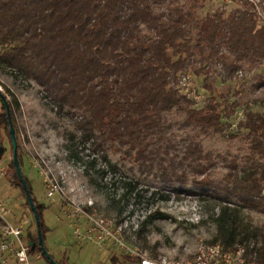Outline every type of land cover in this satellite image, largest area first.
Wrapping results in <instances>:
<instances>
[{
    "label": "trees",
    "instance_id": "1",
    "mask_svg": "<svg viewBox=\"0 0 264 264\" xmlns=\"http://www.w3.org/2000/svg\"><path fill=\"white\" fill-rule=\"evenodd\" d=\"M205 1L0 0V66L33 80L58 113L73 119L76 146L117 144L140 169L150 172L156 164L153 173L159 181L201 187L218 202L216 234L208 243L224 249L242 244L246 261L264 264V225L243 215V210L264 215V114L246 108L237 124L248 142L246 161L242 166L232 161L217 180L209 173L189 176V169L201 173V160L210 159L197 141L171 155L166 144L155 145L165 136V114L172 109L183 111L184 126L205 131L222 132L231 121L237 102L211 96L196 106L178 91V78L190 66L196 74H206L219 65L223 77L232 78L243 63L264 62V22L254 0H238L240 5L228 11L203 12ZM3 109L0 128L12 150ZM9 114L13 125L10 106ZM0 145L1 156L5 146ZM17 161L20 170V153ZM9 167L11 181L30 209L12 157ZM21 175L31 197L29 180ZM124 185L119 201L133 189L130 181ZM31 199L42 236L43 205ZM153 216L148 214L140 227ZM31 240L35 244L28 245L29 253L37 247V236ZM129 262L138 259L112 254L108 264Z\"/></svg>",
    "mask_w": 264,
    "mask_h": 264
},
{
    "label": "rangeland",
    "instance_id": "2",
    "mask_svg": "<svg viewBox=\"0 0 264 264\" xmlns=\"http://www.w3.org/2000/svg\"><path fill=\"white\" fill-rule=\"evenodd\" d=\"M254 2L264 22V0ZM239 5L238 0H206L203 12L216 8L228 11ZM181 75L189 76V88L201 96L200 103L192 99L196 106L204 105L212 96L227 104L237 102L235 111L242 114L246 108L264 114L263 61L243 63L232 78H224L219 65L211 66L206 74H196L190 66ZM0 93L6 98L8 108L11 107L16 153L23 158L21 173L29 180L31 197L43 205L42 246L54 261L108 264L112 254H124V248L112 241L98 246L84 238L88 223L83 217L85 214L103 217L118 230L117 237L124 244L135 246L143 255L155 259L188 256L198 243L208 242L216 234L214 217L218 202L201 187L159 181L153 173L156 164L150 172L140 169L137 162L122 154L124 147L117 144L106 142L104 149H96L89 143L76 146L79 133L73 127V119L58 113L49 100L43 98L41 87L33 80L16 77L14 71L3 66H0ZM1 111L4 109L0 100ZM182 118V110L172 109L166 113L165 136L157 139L155 145L166 144L171 155L180 152L190 140L197 141L210 159L201 160L205 165L201 173L189 169V176L209 173L217 180L232 161L238 166L244 165L248 142L242 130L232 126L231 121L224 131L212 132L184 126ZM73 135L75 138L71 140L69 136ZM0 141L5 146L1 160L4 173L0 174V199L11 211L7 214L9 221L15 217L30 219L23 233L24 240L28 241L30 236H37V224L20 187L9 176L12 150L3 128H0ZM110 163L115 165L114 168ZM46 177L55 180L59 186L58 192L51 197L46 195ZM128 181L133 189L119 201L125 190L124 183ZM150 213L154 216L140 227ZM243 215L253 224L264 225V215L259 212L243 210ZM39 247L37 244L29 253L31 263L49 264Z\"/></svg>",
    "mask_w": 264,
    "mask_h": 264
},
{
    "label": "built area",
    "instance_id": "3",
    "mask_svg": "<svg viewBox=\"0 0 264 264\" xmlns=\"http://www.w3.org/2000/svg\"><path fill=\"white\" fill-rule=\"evenodd\" d=\"M188 78V75L179 76L176 87L187 98L200 103L201 96L194 94L195 90L189 88L190 80ZM242 119H244V114L241 111H235L232 116V126H237ZM2 159L3 156L1 155L0 174L4 173ZM45 185L46 195L49 197L59 190L57 182L51 178H45ZM262 194H264V190ZM10 212L8 204L0 199V264H9V262L13 264H32L28 251V241L23 238L25 225L30 222V219L15 217L13 221H9L7 214ZM83 217L88 221L84 238L90 239L98 246L106 245L109 241H112L124 248V254L137 258L139 264H262L246 261L244 256L245 246L242 244H238L231 249H224L219 243L208 242L198 243L188 256L150 258L143 255L135 246L124 244L117 237L118 230L113 228L103 217L94 214H85ZM38 257L40 256L38 255Z\"/></svg>",
    "mask_w": 264,
    "mask_h": 264
},
{
    "label": "water",
    "instance_id": "4",
    "mask_svg": "<svg viewBox=\"0 0 264 264\" xmlns=\"http://www.w3.org/2000/svg\"><path fill=\"white\" fill-rule=\"evenodd\" d=\"M0 98L2 100V103H3L4 107H5L6 116H7V120H8V124H9V135H10V141H11V146H12V161L14 163L18 178H19V180H20V182L22 184V187L24 189V192L26 194V198H27V201L29 203L30 210H31V212L33 214V218H34L36 224H38V215L36 213L33 201H32V199L30 197V194H29V192H28V190L26 188L25 182H24V180L22 178V175L20 173L19 166H18L17 153H16L17 152V141H16V137H15V131H14L11 119H10V115H9L8 104H7L6 98L1 93H0ZM1 148L2 147L0 145V153H1ZM36 243L40 246L41 252L46 256V258L50 261L51 264H59L56 261H54L47 254L45 248L42 246V237H41L40 231L38 229H37V241H36ZM28 244L29 245H34L35 241L31 240ZM124 264H139V263H130L129 262V263H124Z\"/></svg>",
    "mask_w": 264,
    "mask_h": 264
},
{
    "label": "flooded vegetation",
    "instance_id": "5",
    "mask_svg": "<svg viewBox=\"0 0 264 264\" xmlns=\"http://www.w3.org/2000/svg\"><path fill=\"white\" fill-rule=\"evenodd\" d=\"M0 100H1V98H0ZM2 106H4V105H3L2 100H1V107H2ZM4 108H5V107H4Z\"/></svg>",
    "mask_w": 264,
    "mask_h": 264
}]
</instances>
